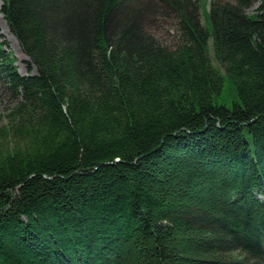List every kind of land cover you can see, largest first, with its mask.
Instances as JSON below:
<instances>
[{
  "label": "trees",
  "instance_id": "1",
  "mask_svg": "<svg viewBox=\"0 0 264 264\" xmlns=\"http://www.w3.org/2000/svg\"><path fill=\"white\" fill-rule=\"evenodd\" d=\"M254 1L210 0V32L200 0H3L35 72L0 35V264H264Z\"/></svg>",
  "mask_w": 264,
  "mask_h": 264
},
{
  "label": "rangeland",
  "instance_id": "2",
  "mask_svg": "<svg viewBox=\"0 0 264 264\" xmlns=\"http://www.w3.org/2000/svg\"><path fill=\"white\" fill-rule=\"evenodd\" d=\"M210 0H200V12L201 19L203 24L212 32V23L208 16V6ZM155 2V0H154ZM261 0H255L252 6L248 9V12H253L259 5ZM3 0H0V35L2 39H4L7 43L5 48L12 52V55L15 57L14 64L17 67V70L20 74H29L31 72H35L34 66L31 64V71H28V62L30 61L25 55V53L21 50L17 39L14 37L13 33L10 31L6 18L1 11ZM156 3V2H155ZM160 11V10H157ZM156 11V12H157ZM145 27L149 30L152 36H154L157 40L163 41L166 44H173L175 40V23L172 17L164 16L161 14H156L154 17H147L146 20L143 21ZM142 22V24H143ZM16 41H14V38ZM215 64L217 62L213 60ZM218 66H220L218 64ZM225 74V73H224ZM237 97L233 91L229 78L225 75L224 82L221 89L220 94L214 95L213 102L214 104H226L227 106H231L232 102L236 100ZM12 97L9 91L1 84L0 80V113L2 109L11 103Z\"/></svg>",
  "mask_w": 264,
  "mask_h": 264
},
{
  "label": "bare ground",
  "instance_id": "3",
  "mask_svg": "<svg viewBox=\"0 0 264 264\" xmlns=\"http://www.w3.org/2000/svg\"><path fill=\"white\" fill-rule=\"evenodd\" d=\"M13 37V36H12ZM14 38V37H13ZM14 41H16V39L14 38Z\"/></svg>",
  "mask_w": 264,
  "mask_h": 264
},
{
  "label": "water",
  "instance_id": "4",
  "mask_svg": "<svg viewBox=\"0 0 264 264\" xmlns=\"http://www.w3.org/2000/svg\"><path fill=\"white\" fill-rule=\"evenodd\" d=\"M33 72L29 73V74H32Z\"/></svg>",
  "mask_w": 264,
  "mask_h": 264
}]
</instances>
